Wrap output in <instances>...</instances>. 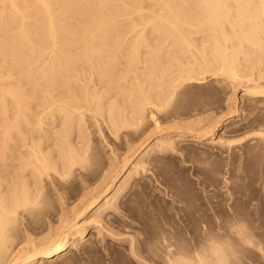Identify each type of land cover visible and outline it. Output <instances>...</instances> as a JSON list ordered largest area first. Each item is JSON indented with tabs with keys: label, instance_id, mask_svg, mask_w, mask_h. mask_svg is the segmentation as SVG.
I'll use <instances>...</instances> for the list:
<instances>
[{
	"label": "bare ground",
	"instance_id": "bare-ground-1",
	"mask_svg": "<svg viewBox=\"0 0 264 264\" xmlns=\"http://www.w3.org/2000/svg\"><path fill=\"white\" fill-rule=\"evenodd\" d=\"M221 87L231 90L227 115L211 116L203 125L200 113L197 124L192 119L185 129L176 121L174 135L167 132L173 130L168 126L163 130L166 136H160L161 131L156 138L152 130L147 133L150 119L155 120L152 126H162L156 114L165 113L191 89L215 93ZM238 91L242 101L251 102L254 117L251 132L232 138L246 116L228 121L239 113ZM219 126L223 130L215 141ZM92 127L114 139L133 135L141 141L131 142L134 147L128 144L134 150L118 164L110 155L104 184L93 186L97 191L78 204L73 217L67 215L61 203L65 196L53 183L52 196L60 204L48 217L50 222L47 219V234L38 241L24 235L26 230L22 235L26 218L32 229L44 211L56 206L48 199L53 186L47 188L46 181L65 182L80 172L87 177L89 171L83 172L95 164ZM150 134H156L153 140ZM209 139L225 146L250 139L264 152V0H0V168L13 167L9 180L3 169L0 175V264H53L67 258L72 249L89 241L90 231L82 220L102 223V218H113L126 186L146 168L145 158L183 141L203 144ZM87 183L83 185L91 184ZM163 228L145 249L149 262L139 259V236L129 237L127 249L133 258L141 264H169L172 247L186 237Z\"/></svg>",
	"mask_w": 264,
	"mask_h": 264
},
{
	"label": "rangeland",
	"instance_id": "rangeland-1",
	"mask_svg": "<svg viewBox=\"0 0 264 264\" xmlns=\"http://www.w3.org/2000/svg\"><path fill=\"white\" fill-rule=\"evenodd\" d=\"M207 90L209 91L210 89L204 88L202 90L200 88L198 89L193 88L191 89V92H189V94H185L184 97L181 96L180 98H178L177 99L178 101L176 100L175 101L176 103L174 102L171 108L165 111V113L163 112L160 114H156V117L158 118V120L161 119L159 123L162 126H157L156 124L152 126V122L155 123V120L154 118H152L153 120L150 119L151 122L148 123V127H150V129L148 128L149 130L147 133H151V130H152V133H156V134L161 131L160 132L161 134L158 133L160 136L161 135L166 136L165 133L167 132H171L170 135H174L176 131L178 130V127H176L177 125L180 127V124H181V127H184L183 129H185L187 127L185 124H189V122L192 119H193V122H195V120H197V117H200L201 114H203L201 115V120L203 119L202 120L203 125L208 121V119L211 118V116L218 117V116H222L224 113H225L224 115H227L228 110H229L228 109L229 105L227 103L231 101V100H228L231 90L225 87L223 88L221 87V89L218 88V91H216L215 93L214 91L213 93L207 92ZM203 91L204 93L205 92L207 93L204 94L202 93ZM241 95H242V92L238 91L237 96L239 100L236 102L237 104L236 106L238 107L237 109H239L238 111L239 113H237L236 116L229 118L228 121H234L238 118H243L244 114L246 115L245 116L246 121L244 120V122H241V125H240L241 130L236 133H232L233 135V136L231 135L232 138L243 137V135H246V132L249 133V131L251 132L250 129H252L250 125L252 124L251 119L254 117V114L253 115L251 114L252 112H254L252 109L253 106H250L252 104L248 100L242 101V99H240ZM207 104L210 106H208ZM245 108L247 110H245ZM202 109L206 110L205 111L206 113L200 112ZM211 109L212 111H214V113L211 111ZM176 121L178 122L177 125H176L177 123ZM180 121L181 123L179 124ZM172 122L174 123L176 122V123H175V126L173 123L171 127L170 124H172ZM195 123L197 124V122ZM156 126L157 128H155ZM167 126L172 128L173 130L171 131L170 129L169 131H167V129L169 128L167 129L165 128L167 132H164L165 131L164 127H167ZM198 126L200 127V123L196 125L197 128ZM160 127L162 128V130H159L161 129ZM242 128L244 131L242 130ZM92 129L91 130L93 131V135L91 136L92 138L91 147L92 149L94 148V150H96L95 151L96 153L94 154L92 159H93V163L95 164L89 167L88 168L89 170L87 169V171L83 172L86 174L89 171L88 172L89 176L88 174H86L87 177H85V179L86 178L87 179L85 180L84 179L85 175L83 174L81 176V172H80V173H77L76 176L72 177L71 179L69 178L65 180V182L64 180L59 181L56 178H55L56 180L53 178V181L50 179L52 181V184H48L49 182L51 183V181L49 182L46 181L47 188L50 185L53 186L54 184L56 188L59 186L57 189L61 190L63 192L62 194H64L63 196H65L64 198L65 200L64 199L61 200L63 201L61 203L64 205V209H66L65 211L67 212V215L70 217L71 216L73 217L74 211L76 213V209L77 210L79 209L80 206H78V204L80 205L84 204L85 201L88 199V196L91 194V192L94 194L95 188L99 189L101 185L104 184L102 179L105 173L109 170L108 163H109L110 155L113 153L111 157H113V159L118 164V162L120 163L121 162L120 160H123L124 157H126L127 155L130 156L132 153V150H134V148L132 149L128 148L130 147L129 145H133V147L136 145V144H132L131 142L134 143V141H136L138 145L141 141L139 138V142H138V136H133V135H131V138L133 137V140L131 138L128 139V137L130 136H127V138L124 137V139L120 138L122 139V141H120V139L112 138L110 135H108V133L106 135L107 131L105 130H104L105 132L104 133V132H100L95 127H92ZM221 129H222V126H219V129L217 128V131L215 134L216 135L215 141L218 140L219 138L218 135H220L221 131L223 130ZM97 131L99 132L97 133ZM101 133H103V135L105 134L104 141L102 138L103 135ZM156 134H153V136L150 134L152 136V138L150 139L153 140L154 135ZM158 134L155 136V138L159 136ZM249 140H245L242 143H235L234 145H230V146L226 145L227 147L225 145H221L217 143L214 144L215 142L211 143L212 142L211 139L203 141V144H190L187 142L186 144L184 143L185 141H183L181 144L180 143L175 144L176 148L174 147V149L172 150H168L158 155L153 154L154 156L152 155L149 158H145V163L148 162V164H145L146 168L142 170L143 172L142 171L139 172L138 174L139 176L135 177L134 179L130 181V183H128L129 185L126 186L125 188L126 191L125 190L123 191L122 193L123 196L121 194L120 196L121 198L119 197V200H118L119 203L117 202L118 203L117 205H119L121 202V205H119L120 207L118 206L119 207L118 211L112 214L113 216L110 215L111 217H113L110 219L112 220L115 219V220L110 221V219L105 217L104 219L102 218V220H106V221L108 220L109 223L108 221L107 222L101 221L102 223H98L97 221L93 220L94 222L89 221L91 222L90 224L89 222H87L88 220H91L90 218L86 219L87 223H85V221L83 222L82 220L81 222L82 225L86 224L87 231H90L89 236L86 237L87 241L88 240L89 241L88 242L84 241V243L85 242L86 243L85 244L83 243L82 244L83 246L80 244L74 250L72 249L71 253L67 257L68 259L63 258V259H59V261L58 260L56 261L58 262V264H118V263L119 264H134V263L141 264L139 260H137L135 257L133 258L129 249H127L129 248L127 246H129L130 238H131L130 240H132V237H136L137 235L139 236V237H136V239L139 238L137 239L138 240L137 245L139 246L138 247L136 246V247H137V251L139 250V253H141L140 256H142V257L139 256L140 257L139 259H141V261H145L149 256V253L146 251L148 250L146 249V247L149 248L152 241H154L152 238L153 237L155 238L156 236L155 233L158 234L157 231L158 230L161 231L159 227L163 228L166 226L165 227L166 229L168 228L172 229L173 233L178 237L184 238L185 236L188 239L190 236V238L191 237L194 238L196 237V233H198L199 231L197 230V228L200 229L202 225H205L206 223L211 224L214 221H216L219 217H226L233 213H239L240 215L246 217L249 220L252 226L253 235L255 236L254 238L256 239L254 241L255 244H252V247H248L246 248L247 250L245 249L243 251V264H264V172H263L264 171V158H263L264 152L261 153L259 149H255V145H254L255 143L253 142L254 140L252 141H249ZM93 144L96 145V147ZM109 144L112 146H110ZM252 144L254 145V147ZM111 147L112 149H110ZM114 147L115 149H117L118 147L115 153L113 151ZM249 149H251L252 151ZM118 158H119V161H118ZM0 166H1V162H0ZM11 166L12 165L9 164V166L8 167L6 166L5 169L2 167L0 168V171H1L0 175L2 174V169H3L4 174L2 175L3 176L5 175V179L7 180L11 178L10 174L12 173L10 172L13 171V167ZM8 168H10V170H8ZM6 169L8 170V172L5 171ZM103 170H105V172ZM8 174L9 176H7ZM79 174H80V178H82L81 180L79 178ZM77 179L78 181L79 180L80 181L78 182ZM57 180H58V183L55 182ZM84 182H85V185L86 183L87 185L91 183L89 184L91 186L88 185L90 189L89 188L87 189L88 186L86 187L85 185H83ZM77 183H79L78 184L79 187H77ZM65 185L66 186L68 185V186L66 187ZM54 186L52 188L49 187L52 189V190L50 189L51 193L49 192L50 190L47 189L48 192L50 193V194L48 193L49 194L48 199L50 198L52 199V200L51 199L49 200L50 203L51 202L53 203V204L51 203L53 207L56 205L53 208L54 210L53 209L51 211L47 210L46 212L49 214H44L46 213L44 211V213H42L43 217L42 216H41L42 218L40 217V219L41 220L43 219V220L42 221L39 220L38 222L39 225L35 222L34 223L35 226L33 225L34 227L32 226L33 227L32 229H31L32 223H30L29 218H26V222L24 220V223H23L24 226H22L24 227L23 228L24 230L21 233L22 235L25 230H26L25 232H28V228L30 229L29 233L25 234L24 232V235L31 234L30 236L34 241H38L39 239H42L47 234L48 232L47 223H49L53 215L58 212L57 210H59L58 208L60 204V202H58V200L55 198L56 195L54 197L52 196L54 195V192H53L54 191L53 188H55ZM93 186H95V188ZM68 189H71V190H68ZM85 190H88V191H85ZM82 191L83 193H86V192L87 193L85 195L81 194ZM80 195H84L85 198L86 197L87 198L86 199L82 198L84 196L81 197ZM80 198H82L83 200L82 199L80 200ZM56 202H58V204ZM75 204L77 205L76 206L77 208H74ZM70 206L71 207L73 206L72 207L73 211L70 209ZM56 207L57 209H55ZM68 208L69 210H71L70 212L72 213L68 211ZM69 213L72 215H70ZM44 217L46 218L44 219ZM47 219L49 220V222ZM114 221L115 223L113 225ZM153 221L157 224H154L152 226V223H154ZM40 222L41 223L43 222L44 224L43 223L41 224ZM162 224H163V227H161ZM25 225L30 226V227H27ZM45 225H47V227ZM51 225H53L52 221H51ZM105 225H108V226H105ZM131 225L133 226V229ZM196 225L198 227H196ZM200 225L201 227H199ZM126 226L127 227L131 226V227L127 228ZM35 227L38 228L39 230L41 229L40 230L41 232L37 234L38 229H36ZM97 228L101 231L97 235L94 234L93 237H91L90 235ZM134 228H136L138 232ZM35 230H36V234H35L36 236L35 235L32 236V233H34ZM121 230L123 232H121ZM255 231H256L257 236L255 234ZM140 232L144 234H141ZM192 232H194L195 235ZM42 233H44V235ZM191 233L193 235H191ZM51 234L54 235L55 233L54 234L51 233ZM119 237L121 238V240ZM99 240L102 241V244H100L101 242ZM146 242L147 244H145ZM111 243H112V246H111ZM119 251H121L122 253ZM144 255L145 256L147 255V256L144 257ZM66 259H67V262H66ZM149 259L150 258H148L147 260L148 262H149ZM136 260L138 262H136ZM57 262H54L53 264L55 263L57 264Z\"/></svg>",
	"mask_w": 264,
	"mask_h": 264
},
{
	"label": "clouds",
	"instance_id": "clouds-1",
	"mask_svg": "<svg viewBox=\"0 0 264 264\" xmlns=\"http://www.w3.org/2000/svg\"><path fill=\"white\" fill-rule=\"evenodd\" d=\"M254 239L249 220L233 213L205 224L196 237L178 242L171 249L169 264H243V251Z\"/></svg>",
	"mask_w": 264,
	"mask_h": 264
}]
</instances>
